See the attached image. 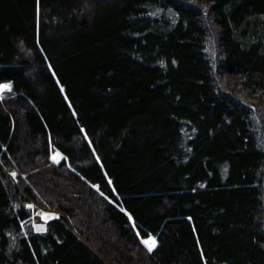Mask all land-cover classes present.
Instances as JSON below:
<instances>
[{"label": "trees", "instance_id": "16d2710c", "mask_svg": "<svg viewBox=\"0 0 264 264\" xmlns=\"http://www.w3.org/2000/svg\"><path fill=\"white\" fill-rule=\"evenodd\" d=\"M3 84L0 264H264V0H0Z\"/></svg>", "mask_w": 264, "mask_h": 264}, {"label": "rangeland", "instance_id": "374dc122", "mask_svg": "<svg viewBox=\"0 0 264 264\" xmlns=\"http://www.w3.org/2000/svg\"><path fill=\"white\" fill-rule=\"evenodd\" d=\"M8 88H0V91H5V90H8ZM53 156V155H52ZM59 159V158H58ZM49 172L47 173H44V174H47L48 175ZM11 176H13L11 174ZM15 181L16 179L14 178V176L12 177ZM68 187V184L66 185ZM54 202L55 200H50L49 199V203L47 205H40V204H35V210L33 212V217L35 218V221H37L38 223H41L42 221H46L50 218H53L55 216H58V215H65V213L61 210V209H57L55 206H54ZM42 214H51L49 215L47 218L45 217V215H42ZM67 216V215H66ZM67 218L69 219L70 223H71V226L72 228L74 229V222L71 220V217L67 216ZM34 221V222H35ZM79 237H81L83 240H85V242L87 244H89L92 248H94L97 253L106 261L108 262L109 264H115V262L113 261V259H109L107 257V255L105 254V251L101 250L100 248L102 247L100 243H97L95 241H90L88 239L85 238V236L83 235H79ZM144 238H142V242H143ZM100 247V248H99ZM148 248V247H147ZM132 255V259L133 261L130 259V262L131 263H136V258H137V255L134 254L133 252H130ZM129 260V258H127ZM126 259V260H127Z\"/></svg>", "mask_w": 264, "mask_h": 264}, {"label": "snow or ice", "instance_id": "6c2138e0", "mask_svg": "<svg viewBox=\"0 0 264 264\" xmlns=\"http://www.w3.org/2000/svg\"><path fill=\"white\" fill-rule=\"evenodd\" d=\"M6 87H10V85L0 86V88H6ZM58 156H60V153L59 152H55V154L52 156V159L55 162H57V163H59ZM13 175H15V173ZM29 207H33V206L32 205H29ZM42 215H45V217L47 218L51 214H42ZM143 243L148 247V250L149 251H152L156 247V245H157V241H156L155 237H149L147 239H144L143 240Z\"/></svg>", "mask_w": 264, "mask_h": 264}, {"label": "bare ground", "instance_id": "6f19581e", "mask_svg": "<svg viewBox=\"0 0 264 264\" xmlns=\"http://www.w3.org/2000/svg\"><path fill=\"white\" fill-rule=\"evenodd\" d=\"M3 85H4V84H3ZM3 85H1V86H3ZM6 88H8V87H6ZM64 213H65V212H64ZM29 221H30V218L27 219L26 221H24L23 224H24V225H27V224L29 223ZM34 221H35V220H34ZM73 230H74V232H75L77 235H81V233L79 234V233L76 231L75 228H74ZM149 237H154V236H153V235H149V236L145 237L144 239H147V238H149ZM85 238L87 239L86 236H85Z\"/></svg>", "mask_w": 264, "mask_h": 264}]
</instances>
